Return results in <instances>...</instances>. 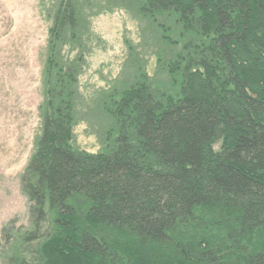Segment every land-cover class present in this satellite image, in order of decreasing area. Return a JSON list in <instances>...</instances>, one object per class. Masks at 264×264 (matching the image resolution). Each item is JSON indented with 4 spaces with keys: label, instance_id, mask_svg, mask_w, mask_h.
I'll return each mask as SVG.
<instances>
[{
    "label": "trees",
    "instance_id": "16d2710c",
    "mask_svg": "<svg viewBox=\"0 0 264 264\" xmlns=\"http://www.w3.org/2000/svg\"><path fill=\"white\" fill-rule=\"evenodd\" d=\"M48 1L27 222L2 227V264H264V0ZM117 10L137 41L83 84L105 52L92 20ZM86 100L103 131L79 120Z\"/></svg>",
    "mask_w": 264,
    "mask_h": 264
},
{
    "label": "rangeland",
    "instance_id": "374dc122",
    "mask_svg": "<svg viewBox=\"0 0 264 264\" xmlns=\"http://www.w3.org/2000/svg\"><path fill=\"white\" fill-rule=\"evenodd\" d=\"M41 1L0 0V245L4 225L10 220H15V225H25L27 222V201L20 189L19 175L32 153L40 124L44 99L42 72L51 24L48 11L39 5ZM92 25L102 43H105V52H93L89 59L88 75L80 79L83 84H95L101 77H107V70L101 63L105 64L107 59L112 63L117 62V56L123 55L124 38L137 41L136 23L119 10L97 16L92 20ZM141 28H146V25L141 24ZM257 29L264 33V26L260 23ZM151 41L153 39L148 35L146 45ZM153 66L154 61L150 59L147 65L149 73ZM110 70L113 71V67ZM189 85L193 92L198 91L196 93L211 101L209 97L213 94L201 91L196 81H189ZM83 104L84 111L77 114L79 120L103 131L106 122L102 117L103 112L94 106L93 100H86ZM84 128L83 124L73 128L75 144L88 152L97 151L94 135L84 131ZM218 143H214V150Z\"/></svg>",
    "mask_w": 264,
    "mask_h": 264
},
{
    "label": "bare ground",
    "instance_id": "6f19581e",
    "mask_svg": "<svg viewBox=\"0 0 264 264\" xmlns=\"http://www.w3.org/2000/svg\"><path fill=\"white\" fill-rule=\"evenodd\" d=\"M149 43H150V42H149ZM151 43L153 44V41H151ZM151 43H150V44H151Z\"/></svg>",
    "mask_w": 264,
    "mask_h": 264
}]
</instances>
